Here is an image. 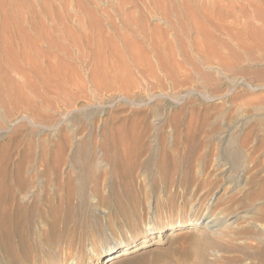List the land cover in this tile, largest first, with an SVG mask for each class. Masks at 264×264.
<instances>
[{
    "label": "rangeland",
    "instance_id": "374dc122",
    "mask_svg": "<svg viewBox=\"0 0 264 264\" xmlns=\"http://www.w3.org/2000/svg\"><path fill=\"white\" fill-rule=\"evenodd\" d=\"M61 1L0 0V173L5 168L12 173L16 162L31 154L26 188L15 194L25 207L37 204L31 225L13 241L12 255L0 246V264H264V0ZM90 10L104 25L107 14H113L122 31L123 14L133 13L150 30L156 26L155 42L171 74L161 70L149 45L138 53L136 48L133 59L120 47L123 51L116 52L122 54L113 61L115 50L86 41ZM204 11L212 23L203 19ZM222 11L232 18L239 12L236 21L226 14L224 20ZM171 13L184 16V27ZM191 16L196 26L188 22ZM55 54L68 66L52 70ZM121 126L123 132L134 131L138 148L128 188L113 176ZM57 152L65 157L59 177L70 176L76 194L68 210L58 203L62 192L55 175H42L37 165L42 153ZM163 157L182 161L181 173L170 172L167 181L159 170ZM183 172L187 187L177 184ZM13 178L5 183L15 186ZM127 191L134 193L133 200ZM115 193L128 219L111 210ZM48 199L59 208L55 228L49 217H39L48 212ZM178 220L200 225L171 230ZM147 227H152L147 247L106 261L128 241L138 246Z\"/></svg>",
    "mask_w": 264,
    "mask_h": 264
},
{
    "label": "bare ground",
    "instance_id": "6f19581e",
    "mask_svg": "<svg viewBox=\"0 0 264 264\" xmlns=\"http://www.w3.org/2000/svg\"><path fill=\"white\" fill-rule=\"evenodd\" d=\"M5 1V0H4ZM59 1H61V0H59ZM65 1V0H64ZM63 1V2H64ZM70 1V0H69ZM137 0H135V2H136ZM141 1V0H140ZM139 0H138V2L139 3H141ZM170 1V0H169ZM173 1V0H172ZM175 1V0H174ZM231 1V0H230ZM246 1H250V0H246ZM62 2V1H61ZM66 3L65 4H67V1H65ZM120 2L122 3V4H129V3H132V2H134V0H120ZM197 2V1H196ZM211 2H213V1H211ZM229 2V1H228ZM253 2V1H252ZM1 3V2H0ZM69 3V2H68ZM95 3V2H94ZM120 3V4H121ZM178 3V2H177ZM195 3V2H194ZM256 2H254V4H255ZM23 4V3H22ZM35 4V3H34ZM48 5H49V3H47ZM50 4H51V2H50ZM53 4V3H52ZM51 4V5H52ZM59 4H62V3H59ZM77 4V3H76ZM134 4V3H133ZM196 4V3H195ZM195 4L193 5V7L195 6ZM227 4V3H226ZM226 4L224 3L223 4V6L225 5L226 6ZM229 4H232V3H228V5ZM253 4V3H252ZM10 5H11V3H10ZM36 5V4H35ZM47 5V6H48ZM57 5V4H56ZM63 5V4H62ZM61 5V6H62ZM71 5V4H70ZM87 5V4H86ZM136 5V4H135ZM138 5V4H137ZM140 5V4H139ZM142 5H143V3H142ZM177 5V4H176ZM179 5V4H178ZM234 6V9H235V4H233ZM250 5V4H249ZM31 6V5H30ZM50 6V5H49ZM58 6V5H57ZM66 6V5H65ZM68 6V5H67ZM141 6V5H140ZM198 6V5H197ZM213 6V5H212ZM222 6V7H223ZM87 7V6H86ZM136 7H138V6H136ZM143 7V6H142ZM174 7L176 8V6H175V4H174ZM193 7H191V9H193ZM196 7V6H195ZM220 7H221V4H220ZM230 7V6H229ZM237 7V6H236ZM238 7H240V6H238ZM241 7H243V8H245L244 6H241ZM240 7V8H241ZM29 8H31V7H29ZM50 8H51V6H50ZM59 9V11H58V13L60 12V6L58 7ZM138 8H140V10H139V14H140V17L141 18H144V17H146L145 16V13L143 12L144 11V9L143 8H141V7H138ZM189 8V7H188ZM187 8V11L189 10ZM198 8H201V7H199L198 6ZM228 8V7H227ZM254 8H255V5H254ZM253 8V10H258V9H254ZM256 8H257V6H256ZM12 9V8H11ZM52 9H54V8H52ZM56 9V8H55ZM54 9V10H55ZM143 9V10H142ZM156 9V8H155ZM157 9H159V8H157ZM164 9V8H163ZM162 9V10H163ZM177 10H178V8H176ZM176 9H175V11H176ZM180 9V8H179ZM216 9H217V7H216ZM219 9V8H218ZM223 9H224V7H223ZM229 9V8H228ZM227 9V10H228ZM239 9V8H238ZM242 9V8H241ZM31 10H32V8H31ZM92 10V9H91ZM86 11V16L89 18L88 20H89V30L88 31H86L85 33H84V36H85V39H86V41H90V42H95V44H96V42L98 43V45L100 44V46L102 47L103 45H105V46H109L108 47V49L110 48V52L112 51H114L115 53H114V57L116 56V54L118 53V52H120V51H123V50H119L120 49V47H121V49L122 48H124V49H126L129 53H130V57H131V54L133 55V53L135 54V49H136V52H137V50L139 49L140 51H143L144 50V45L146 44V46H150L154 51H156V54H157V56H156V60H157V62H158V64H160V68H161V70L163 71V72H165V73H167L168 75H170L171 74V70L166 66V65H164V63H162L163 61L162 60H164L163 58L164 57H162V54H161V51H163V49L160 51V46H161V44H159V45H157L158 44V42H155V31L153 32V30L155 29V27L156 26H153V30H150L149 29V27L147 28L146 27V25H144L143 23V25L142 24H140L139 22H137L136 21V18L134 19V17L132 16L133 15V13L131 14V15H127V16H124V14H123V16H121L122 17V25H124L123 23H125L126 21V23H127V25L125 26V27H123L125 30L124 31H122L121 29H120V27L119 26H117L116 25V23L117 22H115V20L113 19L114 17H112L113 16V14L112 15H110V14H107V25H104L103 23H102V21L103 20H100V18H98V17H96V14H93L92 12L93 11ZM148 10V9H147ZM160 10V9H159ZM174 10V9H173ZM182 10V9H181ZM181 10H180V12H181ZM199 11H200V9H198ZM204 10H206V9H204ZM245 10V9H244ZM244 10H241V11H243L244 13H245V11ZM259 10H261V9H259ZM14 11V10H13ZM18 11V10H17ZM36 11H37V9H36ZM56 11V10H55ZM136 11H138V10H136ZM165 11V10H164ZM168 11V10H167ZM174 11V12H175ZM186 11V10H185ZM191 11H194V9L193 10H191ZM196 11V10H195ZM201 11H203L202 9H201ZM226 11V10H225ZM224 11V12H225ZM229 11H231V10H229ZM107 12V11H106ZM105 12V13H106ZM130 12H131V10H130ZM190 12V11H189ZM198 12V11H197ZM215 12V11H214ZM219 12H221V11H219ZM223 12V11H222ZM224 12H223V14H224ZM231 12H233V10L231 11ZM237 11L235 10V12L234 13H236ZM260 12V11H259ZM117 13V12H116ZM176 13H177V11H176ZM176 13H174V14H170V16L172 17L173 15L175 16V15H177ZM179 13V12H178ZM182 13V12H181ZM203 13V15L205 16V14L204 13H206V11H204V12H202ZM209 13H211V12H209ZM218 13V12H217ZM239 13V12H238ZM238 13H237V16H238ZM254 13H257V12H254ZM52 14V13H51ZM53 14H54V11H53ZM164 14H166V13H164ZM183 14V13H182ZM182 14H180V16L179 15H177V16H179L180 18H176L175 17V19H177L178 20V22L181 24L180 26H181V28L182 27H184V25H185V23H184V25L182 26V22H181V15ZM192 15H194L193 13H191ZM196 14H198V13H196ZM219 14V13H218ZM226 14V13H225ZM225 14H224V20H226V16H225ZM231 14V13H230ZM240 14H241V12H240ZM243 14V13H242ZM56 15H57V13H56ZM106 15V14H105ZM135 15V14H134ZM167 15H169V13L167 14ZM166 15V16H167ZM184 15V14H183ZM182 15V16H183ZM207 15V14H206ZM212 15H213V13H212ZM215 15V14H214ZM220 15V14H219ZM226 15H229V14H226ZM254 16V18H256L255 17V14H253ZM256 15H258L259 16V14L257 13ZM260 15H262V13L260 14ZM55 16V15H54ZM57 16H62L61 14H59V15H57ZM64 16V15H63ZM165 16V17H166ZM169 16V17H170ZM185 16V15H184ZM183 16V17H184ZM195 16V15H194ZM211 16V15H210ZM210 16H208V17H210ZM216 16V15H215ZM221 16L223 17V15L221 14ZM229 16H231V15H229ZM236 16V15H235ZM235 16H233L235 19H236V17ZM243 16V15H242ZM249 16V15H248ZM59 17V18H60ZM81 17V16H80ZM135 17H137V16H135ZM140 17H137L138 19L140 18ZM165 17H163L164 19H165ZM168 17V16H167ZM166 17V18H167ZM201 17H203L202 15H201ZM222 17H220V19L222 18ZM252 17V16H251ZM250 17V18H251ZM52 18H53V16H52ZM63 18H66V13H65V16L63 17ZM206 18H207V16H205V18H203V19H205L206 20ZM228 18V17H227ZM234 18H232V16L230 17V19H232V20H234ZM69 19V18H68ZM79 19V18H78ZM105 19V20H106ZM168 19V18H167ZM189 19V18H188ZM210 19V18H209ZM209 19H207L206 21H208ZM211 19H212V17H211ZM240 19H241V17H240ZM258 19H260V17L258 18ZM258 19H256V20H258ZM55 20H56V18H55ZM58 20V19H57ZM60 20H61V18L58 20L59 22H60ZM62 20H64V19H62ZM67 20V19H66ZM84 20V19H83ZM121 20V19H120ZM161 20V19H160ZM169 20L170 19H168V22H169ZM176 20V21H177ZM214 19H212L211 21H213ZM218 20H219V18H218ZM228 20V19H227ZM238 20V19H237ZM79 21V20H78ZM139 21H141V20H139ZM144 21H147L146 19H144ZM183 22H184V20H182ZM188 21V20H187ZM206 21H204L205 23H206ZM216 22L215 23H218V21L217 20H215ZM236 20H234V22H235ZM241 21H243V20H241ZM260 21V20H259ZM55 22V21H54ZM58 22V23H59ZM80 22V21H79ZM143 22V21H142ZM189 23H191V24H195V26H196V22H195V17H193V16H191V18H190V21H188ZM209 22V21H208ZM220 23H221V21H219ZM224 22V21H223ZM249 22H251V21H249ZM254 22H255V19H254ZM62 23V22H61ZM173 23H175V21L173 22ZM173 23L171 24V25H173ZM209 23H212V22H209ZM253 23V22H252ZM55 24H57V23H55ZM63 24V23H62ZM132 24H134V25H132ZM242 24H243V22H242ZM247 24V23H246ZM54 25V24H53ZM187 25V24H186ZM211 25V24H210ZM209 25V26H210ZM213 25V24H212ZM220 25V24H219ZM248 25V24H247ZM257 25V24H256ZM56 26V25H55ZM55 26H54V28L53 29H55ZM65 26V25H64ZM206 25H204L203 27H205ZM207 26H208V24H207ZM215 26H216V24H215ZM225 26H227V24L225 25ZM57 27V26H56ZM60 27H61V24H60ZM67 27H69V26H67ZM175 28L174 29H176L177 28V26H174ZM202 27V28H203ZM214 27V26H213ZM221 27V26H220ZM252 28H253V26H251ZM59 28V27H58ZM157 28V27H156ZM195 28V27H194ZM200 28V27H199ZM215 28V27H214ZM63 29V28H62ZM66 29V30H65ZM64 29V34H67V35H70L71 36V33L70 32H68V28H65ZM158 29V28H157ZM184 29V28H183ZM182 29V30H183ZM196 29H198V28H196ZM217 29H219V28H217ZM216 29V30H217ZM222 29V27L220 28V30ZM227 29V28H226ZM181 30V31H182ZM201 30V29H200ZM205 31L207 30V29H204ZM228 30V29H227ZM54 31V30H53ZM175 31V30H174ZM184 31V30H183ZM204 31V32H205ZM209 31V30H208ZM207 31V32H208ZM219 31V30H218ZM157 32H158V30H157ZM199 32V31H198ZM210 32H211V30H210ZM224 32V31H223ZM256 32H257V30H256ZM40 33H41V31H40ZM47 33V32H46ZM51 33V32H50ZM50 33H49V35L48 36H50ZM62 33V32H61ZM183 33H185V31L184 32H181V35L183 34ZM214 33V32H213ZM213 33H210L212 36H213ZM221 33V32H220ZM225 33H227V32H225ZM225 33H223V34H225ZM44 34V33H43ZM42 34V35H43ZM163 34V33H162ZM207 34V33H206ZM253 34H255V33H253ZM41 35V34H40ZM45 35V34H44ZM161 35V34H160ZM208 35H209V33H208ZM216 35H217V33H216ZM216 35H214V39H217L216 37ZM227 35H229V33L227 34ZM46 36V35H45ZM48 36H46V37H48ZM53 36V35H52ZM63 35H61V37H62ZM157 36V35H156ZM183 36V35H182ZM212 36H211V38H212ZM219 36H221V35H218V40H219ZM230 36V35H229ZM240 36V35H239ZM242 36V35H241ZM240 36V37H241ZM54 37V36H53ZM65 37V36H64ZM159 37V36H158ZM222 37V36H221ZM226 37V36H225ZM224 37V38H225ZM236 37V36H235ZM237 37H238V34H237ZM236 37V39H238ZM63 38V37H62ZM157 38V37H156ZM163 38V37H162ZM175 38L177 39V40H180L179 39V33H177V29H176V32H175ZM210 38V39H211ZM45 39V38H44ZM52 39V38H51ZM50 39V37H49V39L47 38V40H51ZM55 39V38H54ZM182 39V38H181ZM47 40H45L46 42H47ZM53 40V39H52ZM159 40V38H157V40L156 41H158ZM213 40V39H212ZM217 40V41H218ZM223 40V39H222ZM240 40V39H239ZM55 41H56V39H55ZM168 41V40H167ZM166 41V42H167ZM216 41V40H215ZM214 41V42H215ZM225 41H227V40H225ZM53 43H54V41H52ZM56 42H58V41H56ZM55 42V43H56ZM179 42V41H178ZM211 42V41H210ZM214 42L212 41V44H214ZM228 42V41H227ZM48 43L49 44H52V43H50V41H48ZM60 43V42H59ZM83 43V42H82ZM58 44V43H57ZM56 44V46H58L59 47V45H57ZM169 44H171V43H169ZM168 44V45H169ZM179 44V43H178ZM217 44H219L220 45V43H217ZM222 44V43H221ZM224 44V43H223ZM54 45V44H53ZM53 45H51V46H53ZM97 45V44H96ZM95 45V46H96ZM97 45V46H98ZM184 45V44H183ZM215 45V44H214ZM55 46V45H54ZM94 46V45H93ZM94 46V47H95ZM96 46V47H97ZM100 46H99V48H100ZM149 46H148V48H149ZM171 46V45H170ZM180 46V45H179ZM58 47H56V48H58ZM62 47H64V46H62ZM61 47V43H60V48H62ZM39 48V47H38ZM52 48V47H51ZM98 48V49H99ZM146 48V47H145ZM150 48V49H151ZM169 48V47H168ZM68 49V48H67ZM95 49V48H94ZM93 49V50H94ZM97 49V48H96ZM104 49V48H103ZM102 49V51H106L107 49L105 48L104 50ZM112 49V50H111ZM147 49V48H146ZM145 49V50H146ZM215 49V48H214ZM55 50V49H54ZM59 50H61L62 52H64V54L66 53L65 52V49H59ZM100 50V49H99ZM118 50V52H116ZM138 50V51H139ZM179 50L181 51V49L179 48ZM40 51V50H39ZM101 51V50H100ZM104 51V53H106ZM125 51V50H124ZM126 51V52H127ZM187 51V50H186ZM68 52V51H67ZM108 52V51H107ZM110 52H109V54H110ZM111 52V53H112ZM171 52V51H170ZM173 52V51H172ZM61 53V52H60ZM129 53H128V55H129ZM138 53V52H137ZM58 55H59V53H57ZM109 54H105V56L106 57H110V55ZM120 54H122V52L120 53ZM119 53H118V55H120ZM125 54V53H124ZM123 54V55H124ZM215 54V53H214ZM107 55H109V56H107ZM123 55H121V56H119V58H121ZM127 55V54H126ZM127 55V56H128ZM143 55H145V54H143ZM52 56V55H51ZM55 56H56V62H57V65H52V66H54L53 67V69L52 70H55V68L57 69V68H61V67H63L64 65L66 66H68V63H66L65 61H64V58H62V57H57V55L55 54ZM55 56H53V57H55ZM60 56V55H59ZM167 56V55H166ZM129 57V56H128ZM138 57V55L137 56H135V58H137ZM140 57V56H139ZM146 57H147V55H146ZM49 58H51V57H49ZM118 58V57H117ZM118 58V59H119ZM123 58V57H122ZM132 59L134 58L133 56L131 57ZM161 58H162V60H161ZM53 59H55V58H53ZM113 59V61L116 59V57L115 58H112ZM117 59V60H118ZM141 59V58H140ZM139 59V60H140ZM137 60V63H139L138 62V59H136ZM51 61V59L49 60V62ZM53 61V60H52ZM151 61V60H150ZM149 61V62H150ZM152 62V61H151ZM51 63V62H50ZM50 63H48L49 65H48V67L50 68L51 66H50ZM54 63H55V61H54ZM166 63V62H165ZM53 64V63H52ZM155 64V63H154ZM71 65V64H70ZM123 65V64H122ZM151 65H152V63H151ZM57 66V67H56ZM148 66V65H147ZM150 67V66H149ZM148 67V68H149ZM52 68V67H51ZM124 68H125V66H124ZM123 68V69H124ZM143 69V68H142ZM61 70V69H60ZM144 70V69H143ZM58 71V70H57ZM56 71V72H57ZM142 71V70H141ZM140 71V72H141ZM64 73V72H63ZM56 74V73H55ZM57 74H58V72H57ZM174 74V73H173ZM172 74V75H173ZM6 75V74H5ZM60 75V74H59ZM6 76H8V80H9V75H6ZM65 76V75H64ZM5 79V81H8V80H6V78H4ZM11 80H13L12 78H11ZM117 80V79H116ZM118 80H119V78H118ZM14 81V80H13ZM13 81H11L12 83H13V85H14V83L15 82H13ZM120 81V80H119ZM119 81H116L117 83H119L120 84V82ZM11 82L10 81H8L7 82V84H11ZM123 82V81H122ZM121 82V84L123 85V83ZM116 83V84H117ZM92 84V83H91ZM98 85V84H97ZM96 85V87L98 88V86ZM118 85V84H117ZM121 85V86H122ZM12 86V85H11ZM116 86V85H115ZM120 86V85H119ZM120 86V87H121ZM117 87V86H116ZM90 88V86H88V88L87 89H89ZM123 130H124V128L121 126V127H119L118 129H117V131L118 132H121L120 133V135L115 139V141H114V145H115V147L117 148V150H118V152H117V154L114 156V157H112V160H113V164H114V172H113V176H115V177H117V178H121L122 179V181L124 182V185H125V187H129L130 186V184H132L131 183V174H132V169H133V167L136 165V154H138V148H137V144H136V141H135V137H134V131H132V133H128L127 131L126 132H123ZM31 154H27V155H24L23 157H21L17 162H16V164L14 165V169L12 170V173H11V171H9L7 168H5V169H3L2 171H1V173H0V178H1V182H0V246H1V248H2V250H3V252H4V254L6 255V256H9V255H12V245H13V241L15 240V239H17L18 237H19V235H20V233L22 232V230L25 228V227H28V226H30L31 225V222H32V219H33V214H34V209L36 208V206H37V204H33V205H31L30 207H25L19 200H16V194H15V191L16 190H23V189H25L26 188V178H25V166H27L26 165V163H27V160H28V158H29V156H30ZM39 157V159L37 160V165L38 166H41L40 168H41V174L42 175H47L48 174V172H52L54 175H55V184H56V188H58L61 192H62V194L61 195H58L57 196V200H58V203L59 204H61V205H64L65 206V208L68 210V209H70L71 208V203H72V199H73V197L76 195H74V188H73V183H72V178L70 177V176H67L66 178H64L63 180H62V178L61 177H59V174H60V166L65 162V157L63 156V154H61L60 152H57V153H54L53 155H51V156H49V154L47 155V154H41V155H39L38 156ZM33 158V157H32ZM29 160H30V158H29ZM28 160V161H29ZM168 159L166 158V157H163V161H162V164H161V166H160V172H161V176H162V178L164 179V181H167V175L170 173V172H172V173H175V174H179V173H181L180 171H181V167H182V161H180V160H176V161H167ZM128 165L127 166V168H123L125 165ZM188 168V167H187ZM27 169V168H26ZM189 170V169H188ZM37 171V170H36ZM183 171V170H182ZM37 173V172H36ZM187 173V172H186ZM39 175V174H38ZM68 175H70V174H68ZM186 174L183 172V174H182V178H180L179 180H177L178 181V185H184V187H187L188 185H186L187 184V180H186V176H185ZM9 176H13L14 178V180H15V182H16V184H15V186H11V185H9V184H7V183H5V180H6V178L7 177H9ZM36 176V175H35ZM74 178V177H73ZM113 180V179H112ZM116 181V180H115ZM169 181V180H168ZM173 181V180H172ZM10 184H11V182H10ZM13 184V183H12ZM176 184V183H175ZM123 185V186H124ZM112 187H113V189L114 188H116V184H112ZM115 190V189H114ZM119 190H121V189H119ZM77 191V190H76ZM119 192V191H118ZM115 195V197L117 198V200H116V203H114V206L111 208V210L112 209H114V212L119 216V217H121V218H125L126 217V219H128L129 218V215H130V213L127 211V209H126V206H125V203L124 202H122L120 199H118V193H115L114 194ZM126 197L128 198V199H130V200H133V198L135 197V195H134V193L133 192H131V193H129L128 191H127V193H126ZM110 198V197H109ZM113 198V197H112ZM102 201H103V204L104 205H108V200L107 199H105V198H102ZM128 205V204H127ZM129 208V207H128ZM70 211V210H69ZM68 212V211H67ZM67 214V213H66ZM40 216L39 217H41L42 216V218L43 219H47L48 217L50 218V219H47L48 220V222L50 223L49 225L52 227V228H55V223H56V220H58L60 217H59V208H58V206L52 201V200H50V199H48V212L45 214H39ZM61 215H62V213H61ZM69 216V215H68ZM225 216H226V214H225ZM224 215L223 216H221L220 218H224L225 217ZM61 219V218H60ZM217 219H219V217H217V218H213L212 220H209L208 222H211V221H214V220H216L217 221ZM63 221V220H62ZM221 221V220H220ZM228 221V220H227ZM214 223V222H213ZM220 223V222H219ZM223 223V222H222ZM216 224V223H215ZM229 224V223H228ZM130 225V224H129ZM198 225H200V222L199 221H191V220H178V221H176L171 227H170V229L171 230H179V229H182V228H186V227H189V226H198ZM217 225V224H216ZM219 225V224H218ZM154 227V226H153ZM209 227H211V226H209ZM151 228L152 227H147L146 228V230L144 231L145 232V235H143V239H142V241H141V243L138 245V246H136V245H133V243H132V241H128V242H126L125 244H124V247H122V248H120V249H118V250H112L110 253H109V255H108V257H107V259H106V261L107 262H109V261H112V260H114L115 258H117V257H120V256H124V255H128L129 253H131L133 250H138V249H141V248H144V247H147L148 246V241H147V236L150 234H148V231L149 230H151ZM160 231H162V229H160ZM136 246V247H135ZM261 252V249H257V253H260ZM15 261H16V259H15V257L13 256L12 258H11V262H13V263H15ZM67 264H73L72 263V261L70 262V263H67Z\"/></svg>",
    "mask_w": 264,
    "mask_h": 264
}]
</instances>
